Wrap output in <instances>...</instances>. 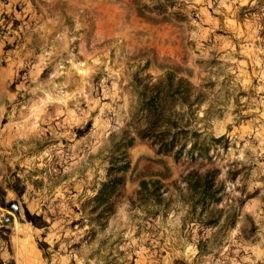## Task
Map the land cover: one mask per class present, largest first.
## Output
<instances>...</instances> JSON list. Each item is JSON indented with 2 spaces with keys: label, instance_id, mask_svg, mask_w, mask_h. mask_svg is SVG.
<instances>
[{
  "label": "rangeland",
  "instance_id": "rangeland-1",
  "mask_svg": "<svg viewBox=\"0 0 264 264\" xmlns=\"http://www.w3.org/2000/svg\"><path fill=\"white\" fill-rule=\"evenodd\" d=\"M14 7L13 27H28L0 36V186L23 192L6 190L19 206L0 221L3 264H264V0ZM167 72L191 93L170 113L178 156L135 136L142 85ZM125 136V183L98 225L84 202ZM209 168L222 190L202 206L182 177ZM141 179L159 188L137 193ZM23 208L47 225L25 221ZM27 236L45 242V254L25 251Z\"/></svg>",
  "mask_w": 264,
  "mask_h": 264
},
{
  "label": "trees",
  "instance_id": "trees-1",
  "mask_svg": "<svg viewBox=\"0 0 264 264\" xmlns=\"http://www.w3.org/2000/svg\"><path fill=\"white\" fill-rule=\"evenodd\" d=\"M175 18H181L182 15L175 14ZM190 87L180 76H173L167 72L165 76L157 78L155 81H147L142 85L139 109L142 125L135 129V136L138 139L148 140L155 147V152L160 154H172L178 156L183 145L178 144L177 135L180 131L175 130L170 121V113L175 103L191 104ZM90 123L87 121L82 128H76L77 136L84 134L89 129ZM132 142V137H123L119 144L115 146L114 153L111 154L108 165L105 169V177L102 180L86 204L90 220L98 225L103 222L114 212L115 204L121 196L122 187L125 183L126 172L129 169V161L126 156L125 147ZM192 150L189 148L188 152ZM216 170L213 168L206 169L202 172L197 170L188 171L182 181L185 188L190 193L192 200L202 206L207 203H215L220 200L222 187L215 181ZM159 180L141 179L138 182L137 193L149 191L151 195L159 188ZM150 187V188H149ZM6 190H11L16 196H20L23 187L17 188L15 184L5 183L4 187L0 186V207L6 208L9 200H5ZM25 221L33 226L45 227L46 221L40 214L29 212L23 208ZM210 223V222H207ZM37 247L45 254L47 244L37 242ZM0 264L3 262L0 260Z\"/></svg>",
  "mask_w": 264,
  "mask_h": 264
},
{
  "label": "built area",
  "instance_id": "built-area-1",
  "mask_svg": "<svg viewBox=\"0 0 264 264\" xmlns=\"http://www.w3.org/2000/svg\"><path fill=\"white\" fill-rule=\"evenodd\" d=\"M4 2H7V0H3ZM7 17L6 20H4V17ZM16 16L15 15H8L5 13H2L0 16V36H6L9 32H12V34H16L17 31H21L22 29H26L28 27L27 22H21L16 27H13V22L15 21ZM5 21V22H3ZM18 202L17 201H10L5 209V213L2 214L0 221L2 223H6L9 221L10 218H14V213L18 209Z\"/></svg>",
  "mask_w": 264,
  "mask_h": 264
},
{
  "label": "crops",
  "instance_id": "crops-1",
  "mask_svg": "<svg viewBox=\"0 0 264 264\" xmlns=\"http://www.w3.org/2000/svg\"><path fill=\"white\" fill-rule=\"evenodd\" d=\"M16 0H7V2H4L3 0H0V14L2 13H6L8 15L10 14H19L20 11H17L14 7V2ZM1 42V41H0ZM1 45V44H0ZM0 76H5L2 72H0ZM26 244L25 246V251L31 252L34 255H39L41 256V251L40 249L37 247L35 240H33V238L31 237H26L25 238ZM50 246V244H48Z\"/></svg>",
  "mask_w": 264,
  "mask_h": 264
}]
</instances>
